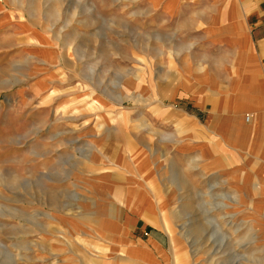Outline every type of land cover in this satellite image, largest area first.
<instances>
[{"label":"rangeland","instance_id":"rangeland-1","mask_svg":"<svg viewBox=\"0 0 264 264\" xmlns=\"http://www.w3.org/2000/svg\"><path fill=\"white\" fill-rule=\"evenodd\" d=\"M205 15L200 0H0V264H264V156L251 123H217L244 105L222 97Z\"/></svg>","mask_w":264,"mask_h":264},{"label":"crops","instance_id":"crops-1","mask_svg":"<svg viewBox=\"0 0 264 264\" xmlns=\"http://www.w3.org/2000/svg\"><path fill=\"white\" fill-rule=\"evenodd\" d=\"M200 1L203 2V11L206 14L204 44L213 50L218 55V59L225 62L227 66L228 87L222 97L226 96L229 103L233 100L234 104L238 103L237 106L244 105L245 111H251L249 114H245L244 109L240 108L228 115H218L217 113L216 115L219 116L217 123L223 127L222 131L229 130L235 134L246 133L247 123H251L253 138L254 132L258 134L256 136L258 137L257 144H253V150H258L257 155L259 158L261 157L262 161V156H264V0ZM234 72L238 76L239 87L236 88L238 90L233 89L232 76ZM208 83L213 84L212 89H214L215 81L210 79ZM195 84L200 85L201 83L195 82ZM206 88L209 87L204 85L202 89ZM199 92L198 86L195 90L184 92L187 98L193 100L197 108H201L205 102ZM143 124L147 126L146 122ZM110 129L111 126L107 124L103 132ZM176 130L179 133L185 131L181 121L177 123ZM207 162L202 161V165L206 166ZM146 185L150 188L148 192L155 194L154 190H151V185ZM116 201L118 209L122 210L126 204L124 198H117ZM141 215L145 216L144 210ZM160 224L170 234L171 228L163 214L160 217ZM146 235L145 238L138 236L134 239L130 235L129 237L134 241L144 242L148 249L160 251L162 247L159 239L152 235ZM124 239V246H126L127 235H124ZM95 248L99 251L97 246ZM148 252L151 251L145 250V253L148 254ZM120 253H122L120 259L125 260L128 264H152L149 256L144 254L140 253L141 255L138 256L136 252L133 258H129L123 255V252ZM172 255L173 261L176 262L177 256L175 253Z\"/></svg>","mask_w":264,"mask_h":264}]
</instances>
